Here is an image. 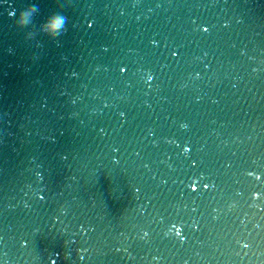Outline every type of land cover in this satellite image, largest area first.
Returning a JSON list of instances; mask_svg holds the SVG:
<instances>
[{"label": "water", "instance_id": "95a60500", "mask_svg": "<svg viewBox=\"0 0 264 264\" xmlns=\"http://www.w3.org/2000/svg\"><path fill=\"white\" fill-rule=\"evenodd\" d=\"M0 264H264V0H0Z\"/></svg>", "mask_w": 264, "mask_h": 264}, {"label": "clouds", "instance_id": "9594fccd", "mask_svg": "<svg viewBox=\"0 0 264 264\" xmlns=\"http://www.w3.org/2000/svg\"><path fill=\"white\" fill-rule=\"evenodd\" d=\"M37 11L38 7L36 5H31L27 7V10L21 11L18 17L15 16L14 18L17 22H20L21 16H27L29 12L37 13ZM66 23V16L60 12L53 13L44 21L46 33L52 40H57L59 36L67 31Z\"/></svg>", "mask_w": 264, "mask_h": 264}]
</instances>
